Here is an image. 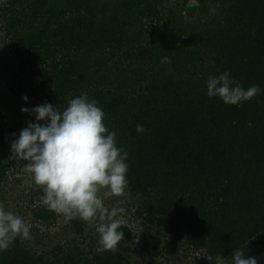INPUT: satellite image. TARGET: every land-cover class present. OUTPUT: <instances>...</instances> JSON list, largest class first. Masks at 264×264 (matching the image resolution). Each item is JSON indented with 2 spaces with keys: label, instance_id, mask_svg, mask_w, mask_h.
Masks as SVG:
<instances>
[{
  "label": "trees",
  "instance_id": "16d2710c",
  "mask_svg": "<svg viewBox=\"0 0 264 264\" xmlns=\"http://www.w3.org/2000/svg\"><path fill=\"white\" fill-rule=\"evenodd\" d=\"M164 1L9 0L17 84L59 107L84 93L97 100L128 152L127 211L167 242L183 240L197 264L217 254L229 262L234 249L264 264V0H198L191 20ZM223 72L261 93L239 106L210 98L206 82ZM14 139L0 120V201ZM33 214L57 218L46 206ZM69 222L82 236L87 223ZM120 230L134 241L132 228ZM27 244L17 238L0 264L130 263L119 247L60 245L51 257Z\"/></svg>",
  "mask_w": 264,
  "mask_h": 264
},
{
  "label": "clouds",
  "instance_id": "9594fccd",
  "mask_svg": "<svg viewBox=\"0 0 264 264\" xmlns=\"http://www.w3.org/2000/svg\"><path fill=\"white\" fill-rule=\"evenodd\" d=\"M188 6H198V0H189ZM206 86L210 98L219 97L235 106L262 91L256 84L245 89L228 72L210 76ZM21 111L35 115L36 121H30L11 142L10 158L27 162L23 171L30 179L26 183L42 190L41 203L50 211L94 226L99 235L98 253H115L125 237L120 230L126 226L125 209L119 200L111 207L105 201L122 197L128 187V152L117 146V133L106 127L102 107L84 93L69 99L66 107L45 102ZM136 131L146 129L137 124ZM30 230L22 216L6 210L0 201V251H7L17 238L31 239ZM205 256L211 264H227L223 255ZM232 261L258 264L256 257L245 256L242 249H234Z\"/></svg>",
  "mask_w": 264,
  "mask_h": 264
},
{
  "label": "rangeland",
  "instance_id": "374dc122",
  "mask_svg": "<svg viewBox=\"0 0 264 264\" xmlns=\"http://www.w3.org/2000/svg\"><path fill=\"white\" fill-rule=\"evenodd\" d=\"M188 4L189 1L183 2V0H165L162 3L165 7L183 10L189 20L195 19L200 14V8L199 6L189 7ZM8 6H10L9 0H0V120L18 138L20 131L35 118V115L22 112L21 109L25 107L31 109L50 102L39 100V97L32 96L26 86L17 84L19 76L16 73L19 70L11 50L12 35L9 34L6 26L8 24L6 18L10 13ZM216 6L209 7L210 10L215 9L214 12L209 10V15L217 14ZM24 92L28 99L22 101L19 95ZM51 103L56 107L60 106L59 103ZM63 103L65 106L67 102L64 100ZM24 163L27 162L10 159L11 168L1 197V201L6 204V210L22 216L31 225L32 238L23 240V243H28L29 248L51 257L58 253L57 246L60 245L65 247V251L79 246V251L91 254L99 239L94 226L87 224L83 235L79 236L73 232L69 220L62 215H57L56 220L52 222H43L34 216L35 208L44 206L41 203L43 192L34 185L29 186V183H26L30 177L23 171ZM128 193L129 191L126 189L122 197H112L105 203L106 206L111 207L119 200L120 206L125 209L122 218L126 221V226L132 228L134 241H125L124 239L118 247L130 259L129 264H197L201 254L192 251L185 252L186 245L182 246L183 240L174 238L167 242V234L153 230L154 226L149 219H137L132 215V211L130 213L127 211V208L130 207ZM178 244L179 246H177ZM230 263H233L232 259L227 262V264Z\"/></svg>",
  "mask_w": 264,
  "mask_h": 264
}]
</instances>
